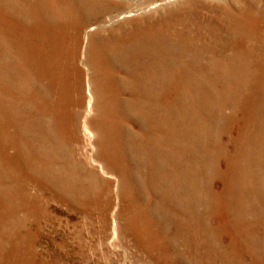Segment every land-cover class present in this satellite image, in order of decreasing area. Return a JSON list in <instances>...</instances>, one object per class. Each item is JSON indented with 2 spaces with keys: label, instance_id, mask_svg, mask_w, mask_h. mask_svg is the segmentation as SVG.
I'll use <instances>...</instances> for the list:
<instances>
[{
  "label": "rangeland",
  "instance_id": "1",
  "mask_svg": "<svg viewBox=\"0 0 264 264\" xmlns=\"http://www.w3.org/2000/svg\"><path fill=\"white\" fill-rule=\"evenodd\" d=\"M2 1H6L7 7L3 6ZM51 1L53 9L50 8V13L58 14L60 24H64V12L72 10L79 2V0ZM83 1L86 4L83 5L81 11L72 10L70 11L72 15L69 16V21L84 22V29L80 31L74 30L72 25L61 29L60 27H51L52 23L49 22L50 19H47L49 14L45 12L46 7L43 8L44 12L41 14L42 17L46 18H43L40 23L36 22L30 13L34 0H0V4L4 7L1 17L3 22L0 21V96L3 95L11 102L13 101L10 104L17 103V94H32L35 86L34 80L30 81V77H32L30 68H25L20 78L15 74V66L20 61L18 59L19 43L17 36L18 34L21 35V31L16 28H7L12 19L29 25L28 27L31 28L32 32L38 27L39 30L46 28L45 31H48L46 37L52 44L51 49L64 39V48L66 47L67 53L65 59L59 57L61 66L62 64L68 65L69 59L66 58L68 51L74 48L78 51L74 59L78 73L70 75V81L66 83L67 88L64 92L58 83L55 84L56 82L53 80L49 82L46 78H42L36 84V88L41 94L39 103L41 111L45 107L48 109L55 108L60 97L63 99L60 108L63 114L69 118L68 122L73 125L74 134L72 133L71 136V130L66 127V123L63 133H59L58 126L56 129L54 128L57 123L56 117L42 115L40 123L42 121V125L45 127L44 134H47L49 141L45 142L46 145L42 149L34 152L41 153L43 151V160L47 159V162L53 160L49 164L53 165L55 172L59 174L62 173V169L60 170V164L57 163L61 162L60 159L65 154L63 151L68 156L71 155V158H68L70 165L66 161L64 162L63 174L67 171L66 166H69L73 171V180L70 186H75L74 189L78 195L83 196L82 194L85 193L81 199L84 208L73 217V223L76 225L68 226L65 220L66 204L52 199L47 195V192L35 191V187L29 185L28 194L41 197L40 209L35 210L39 219L38 221L33 220L30 212H27V215L23 212H12L8 218L0 219V264H154L146 255L132 247L134 245L132 244L133 236L128 230L127 224L129 207L134 199L136 200L135 205L139 208L142 206L150 207L154 203L159 209L161 206L150 194L143 193L142 199L139 198L137 195L139 192H143L146 183L137 188L133 186L131 179L132 171L136 173L139 167L145 163L144 148H141L144 146L142 145L144 143L143 130L142 126L139 125L141 124L144 97L143 93L140 96L135 93L136 91L130 92L129 81L125 75L127 73L124 67H128L127 65L134 61V54L124 56L120 64L111 63L114 61L113 59L112 61L109 60L113 50L118 49V47L120 50V46L131 45L133 40L137 42V38L141 39L152 27L161 29V32L166 30L175 45L184 44L187 51L184 52L185 56H179L178 62L185 64L190 68V71L192 70L196 74L195 80L178 77L177 84L180 87L178 94H172L170 90L165 88L167 98L174 97L177 129L190 128L191 135L192 133L194 135L193 139L189 138L190 140L185 139L182 135L177 136L175 145L178 152L174 155L171 154V157H178L176 159H180L183 163L191 161L194 153L189 149L190 142H194L193 145L199 154L203 150L201 146L204 143H207L210 151L216 152L213 157L211 156L209 170L200 173L201 171L198 172L199 169L197 168L196 172L192 173L194 176L197 175L195 183L197 195L198 193L199 195L196 196L197 203H195L194 213L200 222L198 223L197 220L191 222V228L198 224L203 225L202 220L208 229L214 227L217 220L212 214H207L205 210L207 206H210L209 204L215 205L214 201H210L209 195L214 196L215 193L219 192L223 201L227 202L224 198L226 196L222 197L223 194L226 195L227 193L230 202L236 201V204L233 202L232 206L230 203L231 212L228 216L238 214L236 219L239 218L244 221V224L249 226L250 231L256 232L264 238V232L261 231L264 227V201L263 199L259 201L256 193H252L253 189L247 185L250 182L251 187L264 188V162L258 166L253 165L250 157L253 161L256 154L251 152V145L245 147L242 142L240 143L241 135L247 130H250L252 135L257 133L254 136L256 140L257 136H260L262 137L261 140L264 141V104L258 109H253L255 114L251 113L252 110H250L251 99L255 97V94H262L261 89H264V0ZM100 3H105L107 6L103 8ZM83 8L85 11H82ZM98 12H101V16L97 17V20H93L94 15ZM87 27L88 30H86ZM91 28L94 29L90 30ZM56 31H59L55 34L58 40L54 35ZM85 31L88 34L86 38H84ZM111 43L116 47L108 53L106 46ZM26 49H28L27 45L25 52H27ZM24 59L29 58L25 56ZM20 81H22V85H20ZM32 104L27 100V103L24 102L22 107L27 113H30L33 111ZM15 111H17L16 108ZM25 113L22 112L24 120L31 116ZM253 116L256 117L255 120L247 119ZM58 123L62 124V122ZM46 124L48 125L46 126ZM205 129L206 135L202 133ZM32 132L30 135L28 133V136L34 135V129ZM66 136L71 141L67 142ZM64 142L67 144H61ZM56 144H60L58 147L61 148L60 150H56ZM215 149L217 150L215 151ZM240 150L242 151L241 155L244 154L245 157L240 160L239 156L241 163H237L239 169L238 172H235L233 171L235 168L225 164V162L229 163L233 157L237 159ZM12 152L9 150V154ZM249 153L253 155L248 156ZM48 156L49 158H47ZM134 161H138V165H136L137 169L135 167L132 170L130 167ZM229 166H231V173L227 169ZM259 166L261 168L260 173L256 171ZM168 172L170 173L169 170ZM141 175H144L143 172ZM141 175L137 173L136 177L140 178ZM171 177L172 173H170L169 178ZM152 180L150 181L155 186L157 182L154 184ZM174 181L176 182L175 178ZM243 182L245 187L249 189L244 190ZM258 184H262V187ZM4 185L11 190V180H5ZM223 186L229 187L231 190H226L225 193L222 191ZM157 187H159L158 184ZM135 192L138 194L136 195ZM81 204L78 203L77 206L74 204V207L76 208ZM5 209L0 208V213ZM103 210L107 214L106 229L100 215ZM211 210L213 211L214 208ZM174 220L176 219L174 218ZM248 226L246 227L248 228ZM199 227L200 234L198 227L192 228L198 242L196 252L191 251L195 249H190V246L184 244L186 241L184 236L175 241L171 230L173 227H171L169 234L167 233L162 237L171 240V245L176 242V245L171 248H169L171 245H167L163 252L161 250V257L163 253L169 260V264H206L207 257L203 254L204 250L199 248L201 241L205 240L204 232L202 233L203 228ZM113 229L115 230L113 231ZM32 234L36 236L34 242L33 237L30 236ZM222 239L214 238V246L220 250L221 248L222 250L228 248L227 238L223 236ZM78 243L81 246L79 254L75 255L71 251H66V244L70 246L69 249L72 246L74 250V246L77 247ZM228 251L232 252L230 248ZM68 255L70 257H67ZM231 255L232 258L227 264H257L258 262V264H264V255L261 257L257 253L250 255L244 252L240 255L236 253ZM175 256L178 259H175ZM5 257L6 259H4ZM210 260L213 264H226L225 261L222 262L223 259H220L219 255L210 257Z\"/></svg>",
  "mask_w": 264,
  "mask_h": 264
},
{
  "label": "bare ground",
  "instance_id": "2",
  "mask_svg": "<svg viewBox=\"0 0 264 264\" xmlns=\"http://www.w3.org/2000/svg\"><path fill=\"white\" fill-rule=\"evenodd\" d=\"M51 2H52L51 0H34V5L30 13H32V16L34 20H36V22L40 23V21L43 18H46V17H42L43 15H41L44 12L43 8L46 7L45 12L49 14V16L47 15L48 16L47 19H50L49 22L52 23L51 27L53 28L60 27L61 29L62 27H69L70 25H72L74 30L81 31L84 29V22L80 23V22H74L72 20L69 21L70 20L69 16L72 15L70 11L72 10L81 11V8L83 7V5L86 4L83 0H79L78 4H76V7H73L72 10L68 11L66 9L67 12H64L65 14L64 24L59 23L57 13H56L57 15L50 13L51 12L50 8L53 9ZM2 4L4 6L6 4V1L5 2L2 1ZM2 4H0V21L1 22H3L1 18L2 12L4 11V7L7 5L6 4L4 7H2ZM100 5L103 6V8L107 6L105 3H100ZM82 11H85L84 8L82 9ZM101 11H103L102 8H101ZM99 16H101V12H98L97 14H95L93 20H97L96 18ZM24 24L17 22L15 19H12L7 25V28H16L21 31V35L18 34L17 37H18V43H19V47H18V51H19L18 57L19 58L18 59L22 62L19 61V64L15 66L16 67L15 74H17V77L20 78L23 75L22 74L23 70L25 68L26 69L30 68L31 75L33 77V78L30 77V81L32 82V80H34L35 86L33 87L34 90H32V94H27V95L17 94L16 96L17 103L14 105L10 104L11 101L5 96L3 95L2 97L0 96V195H2L0 197V208H6L5 211L3 210L0 213V219L4 220L8 218L9 215L12 214V212H15V213L23 212L25 213V215H27V212H30L32 214V219L35 221H38L39 216L36 211L40 209V198L41 197L39 198L38 196H31L30 194H28V190L30 189L29 185H32L35 187V191L47 192V195L52 197V199H55L56 201H59L60 203L64 205L66 204V212H65L66 223L68 226L71 224L76 225L75 223H73V217L75 214L80 212L79 210L81 211L83 210L84 206L83 204H81V199H83V196L85 193L82 194L83 196L78 195V193L74 189L75 186L74 185L70 186L73 180L72 178L73 171L69 166L68 167L66 166L67 171L66 172L64 171L65 173L63 174V169L65 166L64 162L66 161L67 164H69L68 158L69 157L71 158V155L68 156L66 152L63 151V153L65 154H63V156L61 157L60 159L61 162L57 163V164H60V170L62 169V173L59 174L58 172H55L53 165L49 164L53 160L47 162V159L43 160L44 158L43 151L41 153H36L34 151L35 150L38 151L39 149H42V147L46 145L45 142L49 141V139H47V134H44L45 127L44 125H42V121L40 123V119L42 115H46V116L53 115L56 117L57 123L55 124L56 127L54 128L56 129L58 126L57 130L59 133L61 134L63 133L64 131L63 128L65 126L64 124L66 123L67 124L66 127L70 128L71 130V136H72V133L74 134L73 125L71 124V122L70 123L68 122L69 118H67V116L63 114V111L60 108V106L62 105L63 99L60 97V100L57 102V104H55V108L53 107V109L52 108L48 109L47 107H45L44 110L41 111V106H39V103L41 101V94L39 92V89L36 88V84L39 83V81L42 78H46V80H48L49 82L53 80L56 82L55 84L58 83L60 87L64 89V90L62 89L63 90L62 92H64L67 88L66 83L70 81V77H71L70 75L78 73L76 70V66L74 64L75 63L74 59L76 58L78 51L76 48L71 49V51L67 50L68 55L66 56V58L69 59L68 65L62 64L61 66L60 60L62 59V57L65 59V54L67 53L65 51L66 47L64 48V43H63L64 39L61 43L55 44L51 49L52 44L50 43L51 41L47 39L48 37H46V35H48V31L47 32L45 31L46 28L40 29V30H39V27L36 28L34 30L36 31L35 35H33L34 31L32 32L31 28L28 27L29 25L27 26ZM98 25L101 26L100 24ZM93 29L91 28L90 30H93ZM86 30H88V27ZM161 31L162 30L159 28L152 27L151 29L147 30V32L145 33L146 35L142 36L141 39L137 38L138 39L137 42L133 40V42L130 43L131 45L120 46L121 47L120 50L118 47V49L113 50L111 55L109 56L111 57L109 58L110 61H112V59L114 60L111 63L115 62V63L120 64L124 56H128L129 54H134V58H133L134 61H131L127 65L128 67L125 66L124 69L126 70V73H127L125 75H127V79L129 81L128 87L130 88V92L134 93L136 91L135 93L136 94L138 93V95L140 96H142L141 93H143V97H144V101L142 103L143 104L142 105V117L140 120L141 124L139 125L142 126V130H143L142 137L144 138V143L142 145L144 146L141 148H144L143 151H144L145 163L142 164L141 167L138 166L139 170L136 173L132 171L131 179H132L133 186L137 188L138 186L144 185L146 183V186H144L143 192H139V194L135 192L136 195L138 194L137 196L139 198L141 197L142 199L143 193L150 194L152 197L155 198L154 200L159 205H161L160 209L157 208L158 206L156 207L157 205L156 203H154V205L153 206L151 205L150 207L142 206L141 208H139L135 205V201H136L135 199L131 202L130 207H129V212H128L129 215L127 218V224L129 227L128 230L131 232L133 236L132 244L134 245L132 247L139 250L143 255H146L154 264H169L168 263L169 260L165 257V255H163V253L161 257L160 252L161 250L163 252V249L167 248V245H171L172 242L171 240L169 241V240L164 239L162 236H164L167 233L169 234V229L173 227L171 229L173 232L172 233L173 239L176 241L177 238L184 236L185 237L184 240H186L184 244H186L187 246H190V249H195L191 251L196 252V249L198 250V242H197V237H195V232L192 228L198 227V231L200 234L201 231H200L199 226H201V228H203L202 233L204 232L205 240L201 241L199 248L204 250L203 254L205 255V257H207L206 264H213L212 261L210 260V257L216 256V255H219V258L223 259L222 262L225 261L226 264L229 263V261L232 258L231 254H234V253L239 254V255L241 253L243 254L244 252L247 254L249 253L250 255L251 254L256 255L257 253L258 256L261 255L262 257L264 255V238L261 237L258 233L250 231L249 226L247 224H244V221H241L239 218L236 219L235 217H238L237 216L238 214L237 215L234 214V216L232 215L231 217L228 216L231 212L230 207H229L230 203H231V206L233 202H235L236 204V201L230 202L229 195L226 193V190H231V188L229 187L223 186L222 188V191L223 192L225 191L226 193V195L223 194L222 197L226 196L224 198L227 202L223 201L219 192L215 193L214 196L212 194L209 195V198L211 199L210 201L212 202L214 201L213 203H215V205L211 206V204H209L210 206H207L205 210L207 214H212L215 217V219L217 220L216 225L208 229L205 225L204 220H202L203 225L198 224L199 226L196 225L191 228V225H190L191 222L195 220H197L198 223L200 222V219H197V216L194 213L195 203H197L196 196H198L199 193L197 195V189H196V183H195V181H197L196 180L197 175L194 176L193 174L196 172L197 168L199 169L198 172L201 171L200 173H205L207 169L210 168L209 164L211 162V158L213 157V154L214 155L216 154V152H213V150L210 151L207 147V143H204V145L201 146L203 147V150L200 151V154H199L198 152H196L197 149L195 145H193L194 142L193 143L190 142L189 144L190 148L189 147L188 148L191 150L192 153H194V157L191 159V161L189 160V162L183 163V161H181L180 159H176L178 157L176 158L171 157V154L174 155L175 153L178 152L176 145H175L176 144L175 138L177 136L182 135V137H184L185 139H189L190 137L193 139L194 135L193 133L191 135L190 128H186L185 130L180 129V128L177 129V126H176L177 115H176V112L174 113V102H173L174 97L168 99L167 98L168 96L165 95L166 93L165 88L170 90L172 94H178L180 91L179 90L180 87L177 84L178 83L177 80H179L178 77L181 79H190V80L194 79L195 80L196 74H194L192 70L190 71V68L187 67L185 64L178 62L179 56L184 55V52L187 51L184 44L175 45V42L173 41V39H171L170 34L166 33V30L164 32H161ZM57 32L59 31L54 32V35ZM86 36H88L87 32L85 33L84 38H86ZM55 38L57 39V35H55ZM26 45L28 46V49H26L27 52H25ZM115 47L116 46H114L112 43L107 44L106 50L108 51V53H110L111 50ZM180 52H182V54H180ZM25 56H28L29 59L25 60L24 59ZM59 57L61 59H59ZM110 65L112 66V64ZM19 83L20 85L23 84L22 81H20ZM261 92L262 94H255V97L253 96L254 98L251 99L252 100V102H250L251 103L250 110H252L251 113L255 114V112H253V109L254 108L258 109L261 107L262 104H264V89H261ZM4 95H7V94H4ZM132 95H135V94H132ZM27 100L31 104L34 103L32 104L33 111L30 113H27V111L22 107L24 102L27 103ZM11 103H13V101ZM15 108L17 111L14 112ZM23 111L24 113L26 112L27 114L31 116L24 120L22 116ZM263 111H264V108H263ZM14 114H16V117H14ZM247 119L252 121L253 119L255 120L256 117L254 116L251 118L248 117ZM58 122H62V124H59ZM47 125L48 124H46V126ZM32 129H34V135L32 134V136H28V133L29 135L31 134ZM51 130H54V129H51ZM202 133L206 135V129L202 131ZM251 133L252 132L250 130L245 131L241 135L242 138L240 140V143L242 142V144L245 147L247 145H251V152L255 153L256 157L255 158L253 157V161H252V158L250 157V160L253 165L256 164L255 166H258L264 162V156H263L264 141L261 140L262 137L260 136H257V140L254 138L256 132L253 135ZM64 134H67V133H64ZM67 139H68L67 142L71 141L69 137H67ZM59 143H60V140H59ZM61 144L66 145L67 143L64 142ZM59 145L58 144L55 145V148H57L56 150L61 149V148H58ZM205 146L207 148L206 150H205ZM9 150H12L13 152L9 154ZM216 150L217 149H215V151ZM241 153L242 151L240 150L237 156V159L233 157L231 160H229V163L225 162V164H229L233 166L235 168V170L233 169V171L235 172H238V169H239V165L237 163L238 162L241 163L240 160L243 159V157H245V155L244 154L241 155ZM252 155L253 154L249 153L248 156H252ZM239 156H240V160H239ZM47 158H49V156ZM70 160L72 161V159ZM72 163L74 162L72 161ZM137 163L138 161L136 162L134 161V164H131L130 169L133 170L136 167V165H138ZM231 166L227 168L230 173H231ZM135 169H137V167ZM260 169L261 168L259 166V168L258 167L256 168V171L260 173L261 172ZM168 170L170 171V173H172L171 178H169L170 173L168 172ZM142 172L144 175H141ZM137 173L141 175L140 177L141 179L136 177ZM174 178L177 183L174 181ZM7 179L11 180V190L9 187L4 185V181ZM150 180H152L154 184L157 182L159 187H157V184L154 186ZM249 183L250 182H248L247 185H249L250 189L251 188L253 189L252 193L253 192L256 193L257 199H259V201L263 199L264 201V188L262 189L256 188V186L251 187ZM258 185L262 187V184H258ZM242 186L245 187L244 182ZM161 187H164V188H161ZM246 188L249 189L248 187H245L244 190H246ZM255 188L257 189V191L255 190ZM78 203H80L81 205H78V207L75 208L74 204L76 205ZM238 207H239V204H238ZM212 208H214L215 211L214 210L212 211L211 210ZM231 210H232V207H231ZM100 215L103 218L102 219L100 217L103 220V224L105 225V229H106V226H107L106 211L103 210V213ZM174 218L176 220H174ZM35 221L33 222L35 223ZM246 226H248V228ZM114 230L115 229H113V231ZM262 230L264 232V227L261 229V231ZM30 236L33 237V242L36 241L35 235L32 234ZM223 236L227 238L228 240L227 246L228 248L232 250V252H229L228 248L224 250H222L221 248L220 250L218 247L216 248L214 246V238L215 239L217 238L218 240H223L222 239ZM207 238H210V239H207ZM80 243H78L79 245L77 247L74 246V250L72 249V246H71V249H69L70 246L68 244L65 245V249L66 251H71L75 255H77L79 254V250L81 249ZM70 244H73V243H70ZM174 245H176V242H174V244L171 245L169 248L174 247ZM67 257H70V256L68 255ZM176 258L177 257L175 256V259ZM4 259H6V257Z\"/></svg>",
  "mask_w": 264,
  "mask_h": 264
}]
</instances>
